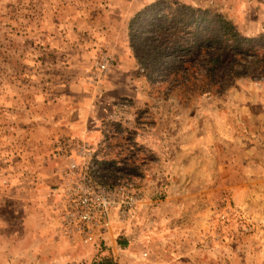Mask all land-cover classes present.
Returning <instances> with one entry per match:
<instances>
[{
	"label": "rangeland",
	"instance_id": "374dc122",
	"mask_svg": "<svg viewBox=\"0 0 264 264\" xmlns=\"http://www.w3.org/2000/svg\"><path fill=\"white\" fill-rule=\"evenodd\" d=\"M158 1L0 0V264H264V78L236 79L220 96L171 89L142 63ZM175 1L222 13L241 35L264 32V0ZM117 17L108 35L103 23ZM96 24L105 42L65 76L56 45L90 40ZM167 54L165 69L179 64ZM48 90L79 93L78 137L41 122ZM70 162L94 165L110 186L133 183L135 213L112 214L111 243L105 231L88 245L65 235L55 193Z\"/></svg>",
	"mask_w": 264,
	"mask_h": 264
},
{
	"label": "trees",
	"instance_id": "16d2710c",
	"mask_svg": "<svg viewBox=\"0 0 264 264\" xmlns=\"http://www.w3.org/2000/svg\"><path fill=\"white\" fill-rule=\"evenodd\" d=\"M151 7L160 23L152 26V49L145 45L147 57L142 63L157 66L171 89L220 96L236 79L264 78V32L241 35L222 13L175 0H160ZM168 50L179 54V64L165 69ZM156 72L145 70L148 79Z\"/></svg>",
	"mask_w": 264,
	"mask_h": 264
},
{
	"label": "built area",
	"instance_id": "2783aa9c",
	"mask_svg": "<svg viewBox=\"0 0 264 264\" xmlns=\"http://www.w3.org/2000/svg\"><path fill=\"white\" fill-rule=\"evenodd\" d=\"M109 60L98 64L106 71ZM58 196L60 222L67 235L83 244H93L100 233L111 227L112 214L121 221L135 213L138 196L132 182H121L115 187L98 180L94 165H67L66 181ZM59 194V195H58Z\"/></svg>",
	"mask_w": 264,
	"mask_h": 264
},
{
	"label": "crops",
	"instance_id": "0c3cea01",
	"mask_svg": "<svg viewBox=\"0 0 264 264\" xmlns=\"http://www.w3.org/2000/svg\"><path fill=\"white\" fill-rule=\"evenodd\" d=\"M144 4L145 3L142 2L139 5L140 7L134 5L132 8L134 10H139L141 7L144 6ZM137 8H139V9H137ZM113 10L114 9H109L108 11L107 10L104 11V13L107 14L108 12H110L113 14ZM95 13L99 15L98 12H95ZM99 20L100 19H98V20L96 19L97 22H99ZM117 20L120 22V24L103 23L105 28H107V30L109 32H111L108 35H111L113 32H117L118 30H120L119 28H121V26H122V21H121L120 17H117ZM122 20H124L123 17H122ZM103 21L105 22L104 18H103ZM90 30L95 32L91 36L92 40H91V38L89 40V36H87L88 39L85 40L86 37L84 36V38L81 37L80 41H77L76 44H73V43L69 44L67 42V43H61V45H59V43H58V45H56V47L58 46L60 49H61V46L63 47V49H65L64 60L69 64L68 66L67 65L64 66V69H66V71H63L65 76H67V77H73L74 76V69H73V66L70 65V63L72 61L73 62L77 61L79 57H80L79 59L83 61L84 60V54L89 53L87 47H93V46L99 47L103 42H105L106 38L103 36V29L98 24H96L95 28L90 29ZM106 36H107V34H106ZM123 39H125V36H123L120 33V35H118L117 41H119V42L117 45L122 46ZM52 46H53V44L51 45V47ZM66 48H68L67 49L68 53L66 51ZM48 50H51V48L48 47ZM76 55L78 56V58ZM119 56H120V53H118L117 58H120ZM73 91H75V89H73ZM75 95L79 96V93H76ZM75 95L70 96V98L68 100L66 99V101H64L61 93L60 94L59 93H51L48 90L47 93H45V98H44L46 100V103H43V107H41V110H40V113L44 112V114L42 113L41 117H39V118H42L41 122L47 124V126H54V129H55L54 132L55 133L58 131L59 134H61V135L65 134V135H68L71 137H78V135H80V133L85 128V125H83L84 123H82L84 120H82V119H84V117L87 115V113L84 112L86 110V104L83 106V105H79L80 104L79 101L75 102V100H76ZM32 106H35V104H32ZM51 109H58L57 110L58 112L53 111V113H50L51 111L49 112V110H51ZM46 111H48V112H46ZM60 112H62V113H60ZM71 112L72 113L74 112V114H76L77 116H73L74 118H71L68 116L69 118H67L66 113L70 114ZM35 115H36L35 117H37L38 114L35 113ZM88 120H90V118ZM78 127H80V128L77 130ZM97 134H98V130L88 132L89 137L90 136L91 137H97ZM52 170L54 171L56 169H53V167L51 169V167H49L48 171L50 173L53 172ZM35 187H37V186H35ZM109 230L105 231V233L103 235V239H105V240L107 239L108 242L111 243L110 237H109L110 236Z\"/></svg>",
	"mask_w": 264,
	"mask_h": 264
}]
</instances>
